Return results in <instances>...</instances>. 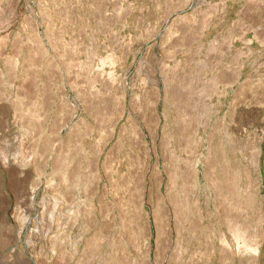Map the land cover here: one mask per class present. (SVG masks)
<instances>
[{"label":"rangeland","instance_id":"374dc122","mask_svg":"<svg viewBox=\"0 0 264 264\" xmlns=\"http://www.w3.org/2000/svg\"><path fill=\"white\" fill-rule=\"evenodd\" d=\"M0 264H264V0H0Z\"/></svg>","mask_w":264,"mask_h":264}]
</instances>
